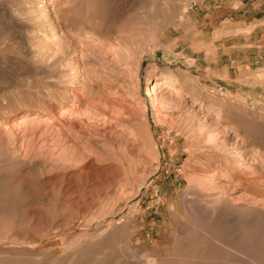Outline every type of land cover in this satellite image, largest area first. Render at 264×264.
<instances>
[{"label": "rangeland", "instance_id": "rangeland-1", "mask_svg": "<svg viewBox=\"0 0 264 264\" xmlns=\"http://www.w3.org/2000/svg\"><path fill=\"white\" fill-rule=\"evenodd\" d=\"M54 1L0 0V264H264V59L231 51L248 13Z\"/></svg>", "mask_w": 264, "mask_h": 264}, {"label": "bare ground", "instance_id": "bare-ground-1", "mask_svg": "<svg viewBox=\"0 0 264 264\" xmlns=\"http://www.w3.org/2000/svg\"><path fill=\"white\" fill-rule=\"evenodd\" d=\"M12 1V0H11ZM54 1V0H53ZM65 1V0H64ZM67 2H69L68 0H66ZM74 1V0H73ZM91 1H94V0H91ZM108 1V0H107ZM112 1V0H111ZM111 1L109 2V3H111ZM175 1V0H174ZM177 1V0H176ZM175 1V2H176ZM191 1V0H190ZM1 2H2V0H1ZM14 2V1H13ZM102 2V1H101ZM100 2V3H101ZM103 2H105V1H103ZM4 3V2H3ZM53 3H56V0L53 2ZM95 3V2H94ZM97 3V2H96ZM153 3V2H152ZM179 3V2H178ZM103 4H105V3H103ZM114 4V3H113ZM145 4V3H144ZM46 5V4H45ZM60 5H62V3H60ZM94 5V4H93ZM96 5V4H95ZM54 6V5H53ZM182 6V5H181ZM10 7V6H9ZM113 7V6H112ZM185 7V6H184ZM53 8H55L56 9V7H53ZM60 8V7H59ZM66 8V7H65ZM109 8V7H108ZM114 8V7H113ZM2 9V8H1ZM13 9V8H12ZM97 9H98V6H97ZM112 9V8H111ZM180 9H183V8H180ZM187 9L188 8H185V9H183V11H184V13L187 11ZM5 10V9H4ZM2 11V10H1ZM53 11V10H52ZM96 11V10H95ZM13 12V11H5V12H2V16H7L8 18H10V20H13L14 19V16L12 17V14L11 13ZM17 12V11H16ZM48 12V11H47ZM53 12H55V11H53ZM94 12V11H93ZM118 12V11H117ZM34 13V12H33ZM57 13V12H56ZM87 13V12H86ZM53 14V13H52ZM85 14V13H84ZM104 14H105V16H106V21H107V23H109V21H111V20H113V19H115L116 18V12L115 11H112V10H105L104 11ZM118 14V13H117ZM64 15V14H63ZM73 15H75V14H73ZM88 16H89V14H87ZM16 16V15H15ZM58 16H60L59 14H58ZM65 16V15H64ZM85 16V15H84ZM103 16V15H102ZM53 17H55V16H53ZM69 17V16H68ZM77 17H79V16H77ZM83 17V16H82ZM91 17V16H90ZM6 18V17H5ZM19 18V17H18ZM56 18V17H55ZM59 18V17H58ZM86 18V17H85ZM84 18V19H85ZM88 18V17H87ZM3 19H4V17H3ZM7 19V18H6ZM5 19V20H6ZM57 19V18H56ZM55 19V20H56ZM62 19V18H61ZM77 19V18H76ZM83 19V18H82ZM99 19V18H98ZM117 19V18H116ZM2 19H0V21H1ZM63 20H64V18H63ZM62 20V21H63ZM67 20V19H66ZM97 20V19H96ZM95 20V21H96ZM118 20H119V18L116 20L117 22H118ZM16 21V20H15ZM61 21V22H62ZM85 21V20H84ZM79 22V23H74V25L75 26H77V27H79V29L81 28V29H88V30H90L91 32H92V34L93 35H96V37L97 38H99V40H101V41H103L104 43H110V46H111V48L112 49H114L115 47H118L117 45H118V40L119 39H117L118 38V35L116 34V32L114 33V32H112V31H109L110 29L108 28L107 29V27H105L104 25L106 24L105 22V24H103V23H101V24H99V23H94V24H92L91 22L90 23H86V22ZM92 21H94V20H92ZM103 20H101V22H102ZM3 22V21H2ZM12 22V21H11ZM58 23V25L60 26V30H61V33L63 32V28H62V26H61V22H60V20L58 19V21H57ZM64 22V21H63ZM97 22H98V20H97ZM117 22H115V23H117ZM6 23V22H5ZM39 23V22H38ZM113 23H114V21H113ZM13 24V23H12ZM18 24V23H17ZM26 24H28V23H26ZM63 24V23H62ZM11 25V24H10ZM108 25V24H107ZM41 26V25H40ZM48 27V26H47ZM109 27H110V25H109ZM112 27V26H111ZM113 27H114V25H113ZM112 27V28H113ZM58 28V27H57ZM65 28V27H64ZM67 28V27H66ZM13 30H14V28H12ZM11 29V30H12ZM23 29V28H22ZM71 29H72V27H71ZM74 29H76V28H74ZM80 29V30H81ZM116 29V28H115ZM115 29H114V31H115ZM55 30V29H54ZM68 31V30H67ZM83 31V30H82ZM117 31V30H116ZM72 32V31H71ZM119 32V31H118ZM126 32V31H125ZM60 33V32H59ZM68 33V32H67ZM74 34L76 33V32H73ZM78 33H79V31H78ZM9 34V33H8ZM7 34V35H8ZM128 34V33H127ZM63 35V34H62ZM64 35H65V33H64ZM67 35V34H66ZM70 35V34H69ZM76 35V34H75ZM129 35V34H128ZM56 36V35H55ZM78 36V35H77ZM79 36H81V35H79ZM79 36H78V38H79ZM121 36V35H120ZM122 36H124V35H122ZM73 37H74V35H73ZM85 37V36H84ZM68 38V37H67ZM124 38V37H123ZM122 39V38H121ZM69 40H72V39H70L69 38ZM68 40V41H69ZM74 41V40H73ZM123 41V40H122ZM81 43V42H80ZM58 44V43H57ZM82 44V47H81V49L79 50V52H81V53H84V51H85V45H84V43L82 42L81 43ZM87 44V43H86ZM78 45V44H77ZM80 45V44H79ZM88 45V44H87ZM102 46V45H101ZM114 47V48H113ZM87 48V47H86ZM98 48V47H97ZM132 48V47H131ZM78 49V48H77ZM90 49V48H89ZM94 49V48H93ZM99 49V48H98ZM108 49V48H107ZM101 50V49H100ZM52 51V50H51ZM67 51V50H66ZM65 51V52H66ZM76 51V50H75ZM95 51V50H94ZM67 53H68V51H67ZM91 53V52H90ZM100 53H101V51H100ZM104 53V52H103ZM71 54V53H70ZM93 54V53H92ZM65 55V54H64ZM94 55V54H93ZM81 56V55H80ZM64 57V56H63ZM44 58V57H43ZM83 61H84V59H83ZM82 63H84V62H82ZM85 64V63H84ZM59 65V64H58ZM57 66V65H56ZM56 68H58V67H56ZM59 69V68H58ZM57 69V70H58ZM59 71V70H58ZM153 72V73H152ZM86 74V73H85ZM154 74L156 75V74H158L155 70H152L151 71V73L147 76V80H146V82H144V85H146V86H149V88H150V90H151V92L153 91H155L156 90V85H153V80H154ZM134 75V74H133ZM52 77H54V76H52ZM59 77V76H58ZM64 77V76H63ZM67 77V76H66ZM53 81V80H52ZM63 82V81H62ZM66 83V82H65ZM64 84V83H63ZM62 84V85H63ZM158 84V83H157ZM199 86V85H198ZM63 87V86H62ZM158 90H159V88H158ZM207 90V89H206ZM208 91V90H207ZM47 92V91H46ZM69 92V91H68ZM74 92V91H73ZM152 92V93H153ZM155 93V92H154ZM201 93V92H200ZM57 95V94H56ZM154 95V94H153ZM53 96V95H52ZM5 97V96H4ZM75 98V97H74ZM66 99V98H65ZM6 111V110H5ZM239 112V111H238ZM237 114V113H236ZM239 114V113H238ZM237 114V115H238ZM17 117V116H16ZM19 117V116H18ZM20 117H22V116H20ZM38 117V116H37ZM27 118V117H26ZM239 118V117H238ZM15 119V118H14ZM13 120V119H12ZM241 126V125H240ZM240 128V127H239ZM239 131V130H238ZM221 133V132H220ZM225 133V132H224ZM223 133V134H224ZM239 135H241V134H239ZM238 138V137H237ZM215 146H217V145H215ZM214 146V147H215ZM238 154H240V152H237ZM243 153H244V151H243ZM246 154V153H245ZM244 154V155H245ZM242 155V154H241ZM235 156V155H234ZM247 156H248V154H247ZM250 156V155H249ZM241 157V156H240ZM244 157V156H243ZM243 157H242V159H243ZM245 159V158H244ZM247 159V158H246ZM248 160V159H247ZM250 160V159H249ZM252 161V160H251ZM262 162V161H261ZM219 164V163H218ZM237 166V165H236ZM237 168V167H236ZM240 168V167H239ZM242 168H244V167H242ZM250 169V168H249ZM235 170V169H234ZM242 170V169H241ZM246 169H244V171H245ZM207 171H208V169H207ZM238 171H240V170H238ZM224 174V173H223ZM229 174V173H228ZM196 175V174H195ZM226 175V174H225ZM222 176V175H221ZM197 177V176H196ZM209 177V176H208ZM220 177V176H219ZM223 177V176H222ZM225 177V176H224ZM236 177H238V176H236ZM194 178V177H193ZM202 178H204V177H202ZM245 178V177H244ZM196 179V178H195ZM199 179V178H198ZM206 179H207V177H206ZM211 179V178H210ZM226 179V178H225ZM258 179H259V177H258ZM215 180V179H214ZM217 180V179H216ZM220 180V179H219ZM249 180V179H248ZM12 181V180H11ZM22 181H23V179H22ZM201 181V180H200ZM236 181V180H235ZM246 181V180H245ZM194 182V181H193ZM202 182V181H201ZM208 182V181H207ZM212 182V181H211ZM227 182V181H226ZM221 183H223V182H221ZM225 183V182H224ZM247 183H249V182H247ZM8 184H9V182H8ZM14 184V183H13ZM18 184V183H17ZM23 184V183H22ZM228 182H227V185H226V183L224 184L225 185V187L227 188V186H228ZM243 184V183H242ZM7 185V184H6ZM230 185V184H229ZM234 185V184H233ZM223 186V185H222ZM232 186V185H231ZM231 186L229 187V189H232L231 188ZM239 186V185H238ZM246 186H247V184H246ZM235 187V186H234ZM257 187V186H256ZM14 188V187H13ZM122 188V187H121ZM223 188V187H222ZM243 188V187H242ZM225 189V188H224ZM228 189V188H227ZM229 189H228V191H229ZM247 189V188H246ZM122 190V189H121ZM233 190V189H232ZM9 191V190H8ZM141 191V190H140ZM17 192V191H16ZM244 192V191H243ZM15 194V193H14ZM221 194V193H220ZM222 194H224V191H223V193ZM241 194H243L242 192H241ZM34 195V194H33ZM186 195V194H185ZM244 195H245V200H247V201H249V202H252L253 200H254V198H250V194H245L244 193ZM215 196V195H214ZM229 196H232V195H229ZM42 197V196H41ZM57 198V197H56ZM197 198V197H196ZM228 198V197H227ZM1 199V198H0ZM219 199H221V196L219 197ZM223 199V198H222ZM195 200V199H194ZM231 200V199H230ZM238 200V199H237ZM236 200V201H237ZM220 201V200H219ZM255 201V200H254ZM187 202V201H186ZM239 202V201H238ZM243 202V201H242ZM256 202V201H255ZM254 202V203H255ZM181 203H182V201H181ZM189 203V202H188ZM200 203V202H199ZM49 204V203H48ZM183 204H184V206H185V203L183 202ZM190 204V203H189ZM189 204H188V206H189ZM207 204V203H206ZM261 204V203H260ZM258 206H259V204H258ZM190 207V206H189ZM239 209H241L242 211H245L244 210V207L243 206H241V204H240V207H238ZM248 208H250V207H248ZM259 208V207H258ZM55 209V208H54ZM61 209V208H60ZM186 209V208H185ZM195 209V208H194ZM217 209V208H216ZM230 209V208H229ZM253 209V208H252ZM256 209V208H255ZM190 210V209H189ZM192 210H190V211H188L189 213L191 212ZM195 211V213H193V212H191V214H193L195 217H197V208L194 210ZM36 212V211H35ZM187 212V211H186ZM199 212H200V210H199ZM46 213V212H45ZM214 213V212H213ZM252 214V216H254L256 219H257V217H259L260 219H262L261 221H263L264 222V209L262 208H260V209H258V210H256V211H254V212H251ZM35 214V213H34ZM170 214H171V218H172V220L173 221H179L180 220V216L176 213V211L174 210V208L173 207H171V209H170ZM32 216V215H31ZM48 216V215H47ZM188 216H189V214H188ZM33 217V216H32ZM32 217H30V218H32ZM40 217V216H39ZM186 217H187V215H186ZM42 218V217H41ZM200 218V217H199ZM235 218V217H234ZM188 219H190L189 217H188ZM195 219V218H194ZM245 219V218H244ZM28 220V219H27ZM39 220V219H38ZM41 220V219H40ZM39 220V221H40ZM51 220V219H50ZM186 220V219H185ZM198 220V219H197ZM196 220V221H197ZM213 220V219H212ZM47 221V220H46ZM125 221V220H124ZM186 221H188V220H186ZM201 221V220H200ZM199 221V222H200ZM206 222V221H205ZM195 224V223H194ZM195 225H197V224H195ZM187 226V225H186ZM200 227V226H199ZM188 228V227H187ZM190 228V227H189ZM108 229V228H107ZM194 229H196L197 230V228H193V232L195 231ZM203 229V228H202ZM190 230H191V228H190ZM52 231V230H51ZM106 231V230H105ZM187 231H188V229H187ZM192 231V230H191ZM52 233V232H51ZM201 233V232H200ZM210 233V232H209ZM50 234V233H49ZM83 234V233H82ZM207 234V233H206ZM186 235H187V232H186ZM188 235H189V233H188ZM197 235V234H196ZM200 235V234H199ZM213 235V234H212ZM21 236V235H20ZM123 236V235H122ZM214 236V235H213ZM14 237V236H13ZM18 237V236H17ZM112 237V236H111ZM190 236H188V238H189ZM177 238V237H176ZM185 238H187V236L186 237H184V239ZM191 238H193V236L191 235V237H190V239ZM195 238V237H194ZM202 238V240H203V238L204 237H201ZM13 239V238H12ZM12 239H11V241H12ZM17 239V238H16ZM208 239V238H207ZM214 239V238H213ZM21 240V239H20ZM175 240V239H174ZM177 240V239H176ZM209 240V239H208ZM79 241V240H78ZM201 241V240H200ZM246 241V240H245ZM18 242H20V241H18ZM183 242V241H182ZM187 243L189 242V240L187 239V241H186ZM191 242V241H190ZM241 242V241H240ZM21 243V242H20ZM184 243H185V241H184ZM193 243V242H192ZM236 243H237V241H236ZM80 244V243H79ZM180 244V243H179ZM233 244V243H232ZM253 245V244H252ZM181 246V245H180ZM229 246V245H228ZM2 247H4V246H2ZM8 247V246H7ZM10 247V246H9ZM174 247H176L175 245H174ZM194 247V246H193ZM11 248V247H10ZM173 248V247H172ZM195 248H197V247H195ZM231 248V247H230ZM232 248H233V246H232ZM80 249H82V247L80 248ZM80 249H78V250H80ZM189 249V248H188ZM84 250V249H83ZM237 250H238V248H237ZM172 251V250H171ZM174 251V250H173ZM189 252V251H188ZM207 252V251H206ZM234 252V251H233ZM88 253V252H87ZM100 254H101V251L99 252ZM176 253H178V252H176ZM237 253V252H236ZM24 254V253H23ZM37 254V253H36ZM80 254V253H79ZM238 254V253H237ZM7 255H11V254H7ZM6 255V256H7ZM70 255H72V254H70ZM186 255V254H185ZM192 256H193V254H191ZM2 256V255H1ZM0 256V257H1ZM12 256V255H11ZM22 256V255H21ZM73 257H74V254L72 255ZM71 256V257H72ZM3 257V256H2ZM1 257V258H2ZM173 257V256H172ZM179 257V256H178ZM183 257H184V255H183ZM182 256H181V258H183ZM186 257V256H185ZM184 257V258H185ZM190 257V256H189ZM189 257H187V258H189ZM211 257V256H210ZM11 258V257H10ZM18 258V257H17ZM16 258V259H17ZM20 258V257H19ZM24 258H27V257H24ZM38 258V257H37ZM40 258V257H39ZM213 258H214V255H213ZM13 259V258H12ZM176 259V258H175ZM186 259V258H185ZM193 259V258H192ZM55 260V259H54ZM72 260H76V259H72ZM173 260H174V257H173ZM187 260V259H186ZM13 261V260H12ZM50 261V260H49ZM69 261V260H68ZM71 261V260H70ZM69 261V264L72 262H70ZM77 261V260H76ZM52 262V261H51ZM187 262V261H186ZM185 261H184V263H186ZM15 263V262H14ZM18 263V262H17ZM16 263V264H17ZM22 263V262H21ZM42 263V262H41ZM45 263V262H44ZM54 263V262H53ZM72 263H74V261L72 262ZM71 263V264H72ZM149 263V262H148ZM195 263V262H194ZM8 264V263H7ZM38 264V263H37ZM167 264H169V263H167Z\"/></svg>", "mask_w": 264, "mask_h": 264}, {"label": "crops", "instance_id": "crops-1", "mask_svg": "<svg viewBox=\"0 0 264 264\" xmlns=\"http://www.w3.org/2000/svg\"><path fill=\"white\" fill-rule=\"evenodd\" d=\"M221 4L222 6L216 9L217 13H220L218 11L222 10L226 11L223 9V2ZM231 10L234 12L244 11V13H248L249 15L248 18H241L233 23L235 25L233 27L234 30H245V33H242L243 35L240 37L237 35L232 37L235 43L231 46V51L241 50L248 54L250 56L248 61L252 57L256 62L264 59V0H233ZM239 38L246 39L243 43H239ZM233 63L235 64L234 61H232Z\"/></svg>", "mask_w": 264, "mask_h": 264}]
</instances>
